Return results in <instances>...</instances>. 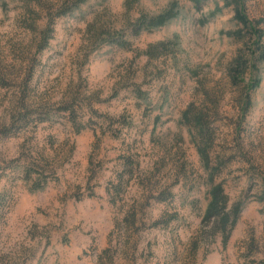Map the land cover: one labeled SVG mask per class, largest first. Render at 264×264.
I'll return each mask as SVG.
<instances>
[{
	"label": "rangeland",
	"instance_id": "1",
	"mask_svg": "<svg viewBox=\"0 0 264 264\" xmlns=\"http://www.w3.org/2000/svg\"><path fill=\"white\" fill-rule=\"evenodd\" d=\"M76 2L0 0V264L264 261V0L240 2L262 50L235 0ZM238 56L260 80L244 113Z\"/></svg>",
	"mask_w": 264,
	"mask_h": 264
},
{
	"label": "trees",
	"instance_id": "2",
	"mask_svg": "<svg viewBox=\"0 0 264 264\" xmlns=\"http://www.w3.org/2000/svg\"><path fill=\"white\" fill-rule=\"evenodd\" d=\"M84 0H78V2H76L75 5L80 4L81 2H83ZM241 0H235V5H236V19L243 25V28L250 31L252 36H255L257 38V44L259 45V49L262 50L263 45H260V40L262 38V31L257 27L259 25V23L261 21H257V24L252 22L249 17L247 16V14L245 13L244 9L241 6ZM73 8L71 7H66L63 8L61 11H59V14H66L70 11H72ZM172 15H169L168 13L166 15H162L160 17H156V18H146V17H141L139 21H137V25L142 28L143 26H147V28H153V27H157L159 25H162L164 23H166ZM234 36V35H233ZM112 38V33H110L109 31H99L97 32V34L95 35V42L98 43H102V42H109ZM47 40H48V35L44 33V37H43V43L40 45V48H43L46 46L47 44ZM112 42V41H111ZM124 43V42H123ZM153 48L154 45H151L149 47V49L147 50V55L149 56V58H153L154 52H153ZM246 63L243 62V58L242 56H238L237 58H235L232 62V64L230 65L229 69H228V75L230 78V82L237 86L240 85L242 83H246L244 88V96L242 95V97L239 99V109L241 112H246V110H248L250 108V106L252 105L251 102V97H250V90L256 88L259 83L260 80L257 79L254 75H252L249 80H247L245 78V65ZM246 93V95H245ZM243 94V92H242ZM200 117L197 118L198 123L202 122L203 116L199 115ZM205 129V128H204ZM209 130V129H208ZM204 134H205V140L204 142L210 143L211 141V135L209 133H207L206 129L204 130ZM200 152H201V157L204 161L205 164H207V167L209 166V162H210V156L208 153V149L207 146L204 147L202 146L200 148ZM216 170H219V168H215L214 172ZM213 172V174H214ZM212 174V175H213ZM214 177V175H213ZM47 184V179L44 177L43 173H39L38 177H37V183H35V187L34 189H42L44 188V186H46ZM210 202L207 206V210L205 213V216L208 220L212 219V218H218L221 219L224 222V226L221 228V232L223 234V237H225V241H226V236L230 234V232L227 229V225L230 224V226L234 225L236 220H237V213H238V209L236 208H228L229 205L228 204V198L226 196V194L224 193L223 187L221 184H216L211 190H210ZM131 220L134 222V219H132L134 217V215H131ZM130 217L127 218V222L128 224H132ZM258 264H264V261L258 263Z\"/></svg>",
	"mask_w": 264,
	"mask_h": 264
}]
</instances>
